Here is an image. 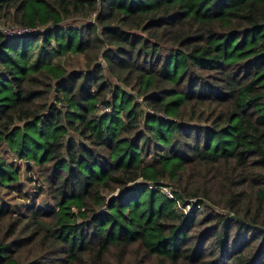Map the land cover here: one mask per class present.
<instances>
[{
	"label": "trees",
	"instance_id": "16d2710c",
	"mask_svg": "<svg viewBox=\"0 0 264 264\" xmlns=\"http://www.w3.org/2000/svg\"><path fill=\"white\" fill-rule=\"evenodd\" d=\"M0 23L51 26L0 31V264H264V0H0Z\"/></svg>",
	"mask_w": 264,
	"mask_h": 264
},
{
	"label": "built area",
	"instance_id": "2783aa9c",
	"mask_svg": "<svg viewBox=\"0 0 264 264\" xmlns=\"http://www.w3.org/2000/svg\"><path fill=\"white\" fill-rule=\"evenodd\" d=\"M51 28V26H35V27H18V26H6L3 24H0V31L7 37H26L33 34H39L43 33L45 30H48ZM100 110L103 112H109V109H107L104 106H100ZM162 116V114H159ZM170 197H173L170 192H167ZM191 207L188 206L185 211L188 212Z\"/></svg>",
	"mask_w": 264,
	"mask_h": 264
},
{
	"label": "rangeland",
	"instance_id": "374dc122",
	"mask_svg": "<svg viewBox=\"0 0 264 264\" xmlns=\"http://www.w3.org/2000/svg\"><path fill=\"white\" fill-rule=\"evenodd\" d=\"M80 20H76V21H71V22H69V23H75L76 25H79L80 24ZM0 24H3V23H0ZM57 62H59L60 61V59H57L56 60ZM71 67V66H70ZM0 152H1V154H3L4 155V151H3V149H0ZM21 164H23V163H21ZM27 190V192H32V191H34V186H31V185H29V186H27V189H25V191ZM165 191H167V192H170V189H164ZM29 194V196H28V198H27V203H32V201L34 200V196H33V194L32 193H28ZM13 196H15L16 198H18L19 197V195H17V194H13ZM46 198L45 197H43V196H41L40 197V199L39 200H37V199H35L33 202H35L36 204H45L46 203ZM197 200H194L193 202H196ZM20 202H22V200H19L17 203H20ZM48 202V201H47ZM188 211H190V210H188Z\"/></svg>",
	"mask_w": 264,
	"mask_h": 264
}]
</instances>
